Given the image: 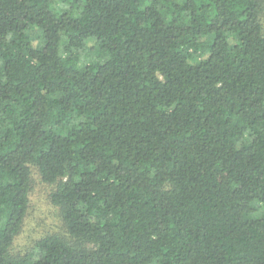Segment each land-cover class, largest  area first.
Here are the masks:
<instances>
[{"label": "trees", "instance_id": "1", "mask_svg": "<svg viewBox=\"0 0 264 264\" xmlns=\"http://www.w3.org/2000/svg\"><path fill=\"white\" fill-rule=\"evenodd\" d=\"M263 7L0 0V264H264Z\"/></svg>", "mask_w": 264, "mask_h": 264}, {"label": "rangeland", "instance_id": "2", "mask_svg": "<svg viewBox=\"0 0 264 264\" xmlns=\"http://www.w3.org/2000/svg\"><path fill=\"white\" fill-rule=\"evenodd\" d=\"M261 19L264 25V7ZM33 36L36 37L35 31H33ZM31 185L28 211L13 242V250L17 254H22L29 250L37 240L46 234L61 233L63 230V225L58 216V207L49 201V192L52 186L43 183L35 170H32Z\"/></svg>", "mask_w": 264, "mask_h": 264}]
</instances>
